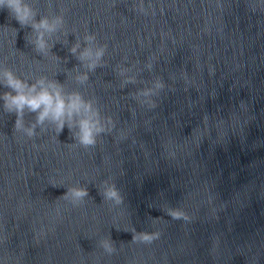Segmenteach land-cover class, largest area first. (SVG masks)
I'll return each mask as SVG.
<instances>
[{"label": "water", "instance_id": "95a60500", "mask_svg": "<svg viewBox=\"0 0 264 264\" xmlns=\"http://www.w3.org/2000/svg\"><path fill=\"white\" fill-rule=\"evenodd\" d=\"M23 2L25 25L0 9V264H264V0ZM8 72L65 114L17 129Z\"/></svg>", "mask_w": 264, "mask_h": 264}, {"label": "clouds", "instance_id": "9594fccd", "mask_svg": "<svg viewBox=\"0 0 264 264\" xmlns=\"http://www.w3.org/2000/svg\"><path fill=\"white\" fill-rule=\"evenodd\" d=\"M7 8L10 12H12L15 16V19L19 21L20 24L25 25L28 23L31 18L30 9L24 5L23 0H0V9ZM34 27H44L48 28L47 21H42L39 25H34ZM40 49L45 48V44L43 41L39 43ZM75 52V49H73ZM7 83L6 87L11 88L16 95H12L11 93H6L3 97L5 100V106L8 111H15L21 119L17 120V129L22 126V115L24 109L27 108L32 112H39V121L43 122L45 118H47L50 114H54V116L59 119L65 114V103L63 99L60 98L59 93L53 97L49 94L48 91H42L38 95L28 96L23 94V82L16 79L11 72L6 73ZM40 83H43L42 81ZM33 90H35V86H33ZM73 108H76L77 105L75 103L72 104ZM43 109V111H40ZM63 130V126L61 125V131ZM82 143L86 146L93 145L95 143L92 131L87 122L82 125ZM29 135H32L30 132ZM75 197L83 198L87 195L86 190H74ZM117 192L112 191L109 193V198H117ZM173 215L177 218L183 216V213H173ZM158 236H144L142 238V242L151 243ZM107 247V245H106ZM108 251L111 252L112 249L109 247Z\"/></svg>", "mask_w": 264, "mask_h": 264}]
</instances>
